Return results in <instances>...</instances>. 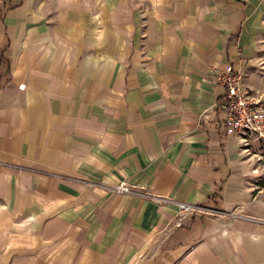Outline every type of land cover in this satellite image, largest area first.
Masks as SVG:
<instances>
[{
    "label": "crops",
    "instance_id": "obj_1",
    "mask_svg": "<svg viewBox=\"0 0 264 264\" xmlns=\"http://www.w3.org/2000/svg\"><path fill=\"white\" fill-rule=\"evenodd\" d=\"M257 2L0 0V264H264V144L217 80L253 79Z\"/></svg>",
    "mask_w": 264,
    "mask_h": 264
},
{
    "label": "built area",
    "instance_id": "obj_2",
    "mask_svg": "<svg viewBox=\"0 0 264 264\" xmlns=\"http://www.w3.org/2000/svg\"><path fill=\"white\" fill-rule=\"evenodd\" d=\"M217 80L225 88L221 103L227 111L225 130L228 133H239L245 140L252 135L264 144V88L247 86L243 71L230 62L224 69L217 71ZM111 191L116 194L144 195L134 191L126 182L113 186ZM178 207L181 214L213 211L208 207L187 202H179Z\"/></svg>",
    "mask_w": 264,
    "mask_h": 264
},
{
    "label": "rangeland",
    "instance_id": "obj_3",
    "mask_svg": "<svg viewBox=\"0 0 264 264\" xmlns=\"http://www.w3.org/2000/svg\"><path fill=\"white\" fill-rule=\"evenodd\" d=\"M257 6L251 13V20L247 25L250 30L248 49V71L252 73V78L248 81L250 85L264 87V0H257ZM247 71V70H246Z\"/></svg>",
    "mask_w": 264,
    "mask_h": 264
}]
</instances>
